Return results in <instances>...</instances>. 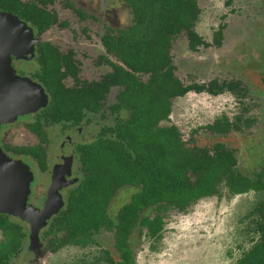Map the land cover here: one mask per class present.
Segmentation results:
<instances>
[{"label": "trees", "instance_id": "obj_1", "mask_svg": "<svg viewBox=\"0 0 264 264\" xmlns=\"http://www.w3.org/2000/svg\"><path fill=\"white\" fill-rule=\"evenodd\" d=\"M129 1L135 22L128 30L104 36L114 60L108 59L112 70L98 80L80 78L73 53L63 54L49 45L39 49V77L50 91L49 103L42 109L46 119L80 123L87 113L106 117L101 110L115 93L109 106L115 115L113 123L78 148L83 179L68 192L65 208L46 231L54 235L52 248L98 245L95 235L109 230L115 233L119 259L107 249L102 260L136 264L130 238L137 228L159 239L172 209L186 210L207 196L221 198L224 190L230 196L256 192L259 201L240 219V233L247 236L249 245L234 264H264V166L247 175L239 170L234 149L220 142L212 147L190 144L176 124H164L170 121L175 98L190 91L230 92L242 109L233 119L224 114L205 128L220 134L240 131L252 122L247 116L248 86L236 79L185 83L176 75L171 50L179 35L188 38L191 48L212 44L195 29L201 13L198 0ZM15 3L0 0V9L11 12ZM222 37L220 28L213 40L221 44ZM66 77L74 80L66 83ZM31 151L45 166L42 145ZM126 187L134 189L131 198L112 215L110 206ZM150 210L154 213L144 215ZM0 215L6 235L0 242V264H12L25 233L8 215Z\"/></svg>", "mask_w": 264, "mask_h": 264}, {"label": "rangeland", "instance_id": "obj_2", "mask_svg": "<svg viewBox=\"0 0 264 264\" xmlns=\"http://www.w3.org/2000/svg\"><path fill=\"white\" fill-rule=\"evenodd\" d=\"M199 1L202 9L197 23L199 33L211 39V26L218 27L225 22L227 27L223 45L203 48L192 54L188 51V39L185 35H179L172 48L177 56L178 75L185 83L209 81L215 77L220 80H242L250 90L248 115L254 117L255 122L241 133L219 135L206 128H199L195 133L194 129L211 123L217 116L226 114L233 118L242 108L228 92L220 96L190 92L174 100L170 121L164 124L178 125L191 144L212 147L221 141L234 147L242 172L254 175L264 166V11L261 0H234L231 5H227L225 0ZM232 7L236 9L235 12L230 11ZM23 56L16 58L22 59ZM94 59L95 56L83 58L84 77L87 79L98 77L99 72L104 71L96 67ZM34 67L29 66L25 70L32 72L36 69ZM114 97L113 92L103 107L105 109L101 110L106 111V117L100 113L89 115L92 121L84 129L89 136L91 131L97 135L104 125L113 123L115 115L107 109V105L113 102ZM18 139L25 138L20 135ZM133 191L132 187H126L117 193L110 206L112 215L130 200ZM61 195L65 205V198ZM225 196H207L185 212H170L160 239L149 238L144 234L146 229L141 233L137 228L130 238L136 264H234L249 245L247 236L240 233V219H244L261 196L256 192L236 195L232 199L227 194ZM153 213V210L145 211L144 215ZM15 220L24 224L28 235L23 249L14 258V264H106L101 257L107 249L119 259L113 234L107 232L98 234V245H70L55 255L47 253L48 257H44L43 249L47 250L48 240L42 232L46 226L40 232L41 255H38L29 249L31 224L25 219ZM3 236L0 230V240Z\"/></svg>", "mask_w": 264, "mask_h": 264}, {"label": "flooded vegetation", "instance_id": "obj_3", "mask_svg": "<svg viewBox=\"0 0 264 264\" xmlns=\"http://www.w3.org/2000/svg\"><path fill=\"white\" fill-rule=\"evenodd\" d=\"M225 1L227 5H231L234 0H225ZM198 3L200 6L199 0ZM123 6H125L124 9H121ZM261 6H262V10L264 11V0H261ZM12 9L13 10L11 12L17 15L26 23H28V25L32 28L34 32V40H33L34 53L24 54L22 59H17L16 55H12V61H11L12 66L17 74L21 76L30 77L34 81L39 82L48 93L49 100H50V91L47 89V86L39 77L41 71V64L38 61L37 57H38L39 49L41 47H47L49 45V46H53V48H57L59 52L63 54L68 55L73 53L75 62L78 63L80 67L79 75L81 79L86 78L84 77L85 63L83 61V58L89 59L90 56L92 57L95 56L94 64L98 69H103L104 71L99 72L98 77L89 78V79L98 80L99 78L103 77L106 73L112 70V66L108 63L109 61L108 59L114 60V56L112 55L113 53L109 50L108 45L105 43V40L103 39L104 36L106 35L112 36L115 33L128 30L130 29L131 25L135 22V13L133 12V7L129 0H16V3ZM0 11H7V10L0 9ZM230 11L235 12L236 9L232 7ZM199 18L195 23V29L197 31H198L197 23L199 21ZM226 27L227 24L225 22L220 23L218 27L211 26V30H212L211 39H208L203 34H201L205 38V40L212 43L211 45H206L205 43H202L199 44L197 48H191L188 40V51L193 54V52L194 53L198 52L203 48H210L213 46L221 47L223 45L224 32ZM220 28L222 29L223 37L221 44H217L214 42L213 37H214V32L216 30H219ZM172 50L171 53L173 55L172 57H173L174 67H176L175 68L176 75L181 80H183L178 75L177 72L178 63L176 61L177 56L174 55ZM103 57H106V59H103ZM34 65L36 66V69L34 71L28 72L27 69L25 70V68L29 66L34 67ZM215 79L219 81H224L215 77L213 79H210L209 81H203L198 83H209ZM72 80H74L72 77L64 78V82L66 83ZM231 80H235V79H231ZM236 80H240V79H236ZM262 81H263V77H262ZM193 82H197V81H193ZM190 92L197 93L195 91H190ZM202 93H207V92H202ZM225 93L227 92H224L219 95H212L209 93L208 94L212 96H220ZM110 105H108L107 107L109 111H111V109L109 108ZM240 108H242L241 105ZM42 109L43 108H41L37 112L19 116L16 121L3 122L0 125V148L3 149L10 158L24 160L26 163L30 165L32 171L34 172L35 179L32 183V194L30 195L29 198V204H31L34 207H38L40 209L43 208V205H45L46 203L48 191L53 183V176H54V172L56 171H59L62 175L66 177L65 182H67V184L64 185L60 190L65 198L66 201L65 206H66L68 192L73 188L77 187L80 184L81 180L83 179L82 166L78 156L79 154L78 148L81 144L92 142L94 139L97 138L99 134L98 133L97 135H94L93 131H91L89 136L84 131V129H86V127L90 124L89 122L92 121L91 116L89 117L91 113H87L84 119L80 121V123H75L72 121L55 122L46 119L45 115L42 112ZM249 112H250V106H248V112H247V116H249L248 118L252 119L250 126L247 127L244 124L245 125L244 128L240 131L234 130L226 134H220V133H215V134L228 135L233 132L241 133L243 132V130L252 127L255 122V118L248 115ZM218 117L219 116H217L216 118ZM205 126L197 127V129H194L193 132L196 133L198 132L199 128L204 129ZM20 135L24 136L25 139L19 140L18 138ZM218 142L224 143L221 141ZM41 145L44 149L45 166L41 164L38 158L35 157V155L33 154V151H31L33 148H35V146H41ZM226 146L235 150L234 147H230L228 145ZM236 156L239 161L238 168L240 171H242L240 169V159L237 152H236ZM72 182H74V184ZM223 194L224 195L222 197L223 198L226 197L225 194L227 193L225 192V190ZM238 195L242 196L244 194H238ZM227 196L230 197L229 194H227ZM235 196L236 195H232L230 198L232 199V197ZM214 197H218V196H214ZM201 199L202 198H200L197 202H200ZM194 204L190 205L186 210H188ZM65 206L62 207L60 211L64 209ZM186 210L180 211L178 209H172L168 212V215L172 211L182 213L185 212ZM59 212L53 214L50 217V222L48 223L46 228L44 227L45 229L42 232L44 238L48 240L47 250L46 248L43 249L44 257L45 256L48 257L47 253H51L55 255L66 246L74 245L77 247H81L80 245L77 244H67L56 249L52 248L51 239L54 238V235L53 234L48 235L46 231L50 227L51 220L56 215H58ZM0 214L8 215V219L16 224H19L25 233V237L22 240V246L18 251L17 255H15L12 259V264H14V258L18 257L19 253L26 244L25 240L27 238L28 233L24 229V224L15 220V218L16 219H22V218L13 217L12 215L3 212H0ZM167 217L165 219H167ZM1 218H4V216L0 215V219ZM29 227L31 234L32 227L30 225ZM0 230L4 233L3 238L0 240L1 242L5 240L6 235H5V230L3 228L0 227ZM101 232H107L113 234L112 236L114 241L115 233L113 231L103 230ZM98 234L95 235L97 239H98ZM145 236L147 235L145 234Z\"/></svg>", "mask_w": 264, "mask_h": 264}, {"label": "water", "instance_id": "obj_4", "mask_svg": "<svg viewBox=\"0 0 264 264\" xmlns=\"http://www.w3.org/2000/svg\"><path fill=\"white\" fill-rule=\"evenodd\" d=\"M33 40L34 32L28 23L12 12L0 11V125L37 112L49 103L45 88L30 77L17 74L11 63L12 55L34 53ZM34 179L28 163L10 158L0 148V212L19 216L31 224L29 249L41 255L40 232L50 217L65 206L60 190L67 182L59 171L54 172L46 203L40 209L29 204Z\"/></svg>", "mask_w": 264, "mask_h": 264}]
</instances>
